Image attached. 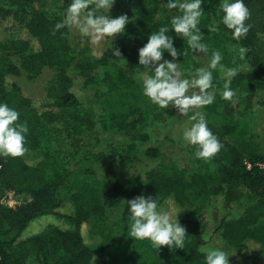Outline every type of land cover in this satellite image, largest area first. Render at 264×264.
<instances>
[{"label": "trees", "instance_id": "trees-1", "mask_svg": "<svg viewBox=\"0 0 264 264\" xmlns=\"http://www.w3.org/2000/svg\"><path fill=\"white\" fill-rule=\"evenodd\" d=\"M3 1L0 6L3 22L8 26L19 23L22 35L0 41V104L15 109L19 113L18 123L26 122L28 132L24 155L0 156V182L24 194L26 199L10 206L0 198V264H166L168 260H172V264H205L206 253L201 250L205 243L204 231L197 217L186 214L178 221L187 234L183 249L170 250L165 246L155 250L150 241L134 240L128 235L130 212L126 201L141 195L157 196L160 210L181 211L193 202L192 193L199 200L221 197L227 211H234L244 198L253 200L241 216L223 217L219 229L232 247L241 250L254 243L264 255V148L250 135L245 116H237L232 109L231 101L235 97L231 101L222 98L227 77L219 66L212 70V88L209 89L215 91L214 102L203 108L209 116L208 128L222 145L210 158L218 164L213 171L192 170L188 176L171 167H161L145 177H134L127 184L114 181L105 189L86 178L70 185V162L55 148L56 130L81 134L97 126L96 120L81 110L86 93L70 75L72 68L78 70L88 84L106 85L101 125L105 129L132 131L129 150L148 142L150 129L157 124L169 121L173 127L177 109L153 106L143 95L138 81L129 77L120 65L123 61L127 69L145 71L139 65V49L160 27L171 28L173 16L162 17L167 0H115L117 9L109 13V17L125 14L130 22L113 48L119 49L121 57L114 56L110 49L101 58L76 50L69 28L52 34L71 0L62 1L58 11L47 9V0ZM221 3L222 0H202L203 15L197 27L203 35L201 42L208 47L206 55L193 53L186 40L174 31L168 33L180 53L176 61L183 69L195 73L196 69L208 65L213 51H219L220 63L225 69L239 68L238 74L231 78V90L252 97L264 88V55L259 48L260 36L264 34V0H244L246 7H254V10L245 22L251 28L239 40L233 39L231 30L222 23ZM213 25L217 31L210 32ZM241 47L247 50L243 58L238 53ZM168 59L173 58L165 51L163 60ZM244 61L247 69L242 68ZM46 68L56 73L47 88L45 102L34 101L12 81V77L24 73L35 78ZM169 115L172 119H167ZM190 116H182L185 127L180 133L170 128L167 137L173 141L183 139V131L193 123ZM193 150L195 152L194 146ZM32 152L34 155L28 157ZM144 155L157 159L161 150L148 147ZM246 161L252 164L251 168ZM66 203L74 207V214L67 216L75 225L74 230L56 227L18 241L34 220L57 213ZM115 208L122 209V232L99 248L88 246L82 233L83 224L103 218L108 210ZM229 264L233 263L229 261Z\"/></svg>", "mask_w": 264, "mask_h": 264}, {"label": "rangeland", "instance_id": "rangeland-1", "mask_svg": "<svg viewBox=\"0 0 264 264\" xmlns=\"http://www.w3.org/2000/svg\"><path fill=\"white\" fill-rule=\"evenodd\" d=\"M62 1L64 0H47V9L58 11ZM3 2V0H0V6ZM116 9L117 5L114 3L109 13L114 12ZM248 9L250 14L253 13L254 7H248ZM103 14L107 15L108 13L104 11ZM177 14V10H169L165 7L162 17L165 18ZM70 33L74 48L80 52L86 51L95 58H101L108 50L115 48L121 37L120 34L113 39L106 38L99 45L93 46L87 37L81 36L75 29H70ZM20 35H22L21 25L14 22L11 26H8L3 22L0 15V41H7ZM259 48L264 55V34L260 36ZM238 53L243 58L239 50ZM168 61L171 62L172 59H168ZM175 62L178 63L176 60ZM120 65L125 68L127 75L138 81L142 87L141 74L144 71L127 69L123 61L120 62ZM242 68H248L246 61L243 62ZM178 71L181 73L182 79H191L194 75L193 71L183 69L179 63ZM69 72L77 85L83 88L86 93V102L81 110L92 116L97 122L95 130H85L81 134H76L70 130H56L54 132L55 148L66 156L70 162V185L86 178L97 182L105 189L114 181L127 184L134 177H145L151 170L161 167H171L176 171L184 172L188 176L191 175L192 170L207 172L213 171L218 167V164L210 159L195 158L193 146L188 145L183 139L176 141L169 139L167 137L171 128L169 121L161 122L151 128L150 140L138 144L133 150H129L128 146L133 140L132 131L105 129L101 125L102 101L104 94L107 92L106 85L88 84L86 79L74 68L70 69ZM55 73V70L46 68L41 75L35 78H30L24 73L21 76L12 77V81L18 83L22 87L24 94L34 101L45 102L47 88ZM191 91L193 90H190L189 94H191ZM234 97V101H231L232 109H234L237 116H245L249 123L250 135L264 148V88L260 89L252 97L245 96L243 93H235ZM199 111L205 114L206 119L209 117L208 113L203 111V108L199 109ZM189 114L192 115L193 112L190 111ZM167 119H172V116H167ZM174 119L175 125L173 123L171 129L180 133V129L185 127L184 118L178 113ZM152 146L161 150V156L157 159H150L144 155V150ZM33 155L34 153L32 152L28 157ZM0 198L5 199V204L7 203L10 206L26 200L24 194H18L1 182ZM192 198L193 202L182 209V212L176 208H172L169 212L173 220H175L177 214L178 221L183 215L187 214L188 216L197 217L201 221L205 238V243L201 247L203 252L206 253L210 248H219L227 253L229 261L233 264H264V255L260 253L259 245L251 243L248 247L238 250L224 240L219 229L223 217L234 219L241 216L247 206L254 202L253 200L244 198L234 211H227L224 209L221 197L211 200H199L196 198V194L192 193ZM73 214V205L66 203L57 213L45 215L34 220L18 241H26L32 236L45 234L56 227L64 230H74L75 225L67 217ZM122 229V209L115 208L108 210L103 218L85 222L82 226V233L88 246L99 248L119 235ZM13 236H9V238ZM166 264H172V260H168Z\"/></svg>", "mask_w": 264, "mask_h": 264}, {"label": "clouds", "instance_id": "clouds-1", "mask_svg": "<svg viewBox=\"0 0 264 264\" xmlns=\"http://www.w3.org/2000/svg\"><path fill=\"white\" fill-rule=\"evenodd\" d=\"M114 3L115 0H71L52 34L63 28L75 29L81 36L87 37L93 46L106 38L113 39L122 34L130 22L125 14L109 17V10ZM201 5L202 0H167L164 7L178 11L170 20L171 28L163 26L158 32L151 33L147 44L139 49L138 54L139 65L145 69L141 74L143 95L162 109L169 106L176 108L183 117L193 112L189 117L193 123L183 131V140L195 147V158L208 160L222 148L218 138L208 128L205 114L199 111L215 99V91H209L212 88V70L219 66L227 77L222 98L231 101L235 96L230 88L231 78L238 74L239 68L225 69L220 63L221 53L213 51L206 67L196 69L191 79L181 78L178 63L175 62L180 53L174 48L168 33L174 31L186 40L193 53L206 55L208 47L201 42L203 35L197 27L203 15ZM219 9L223 13L222 23L231 30L233 39L245 37L251 25L245 23L250 18V11L244 0H222ZM104 11L108 14H103ZM209 31L215 32L217 27L213 25ZM165 51L173 58L171 62L163 60ZM239 51L243 56L247 50L241 47ZM113 55L121 57V52L113 49ZM190 90H193L191 94ZM18 120L19 113L15 109L0 104V156L17 158L27 151L25 134L28 127L26 122L18 123ZM126 203L130 212V238L148 240L155 250L165 246L170 250L184 248L187 236L185 227L178 222V214L173 220L169 211L158 208L157 196L141 195ZM205 264H229V256L219 248H210L206 251Z\"/></svg>", "mask_w": 264, "mask_h": 264}, {"label": "built area", "instance_id": "built-area-1", "mask_svg": "<svg viewBox=\"0 0 264 264\" xmlns=\"http://www.w3.org/2000/svg\"><path fill=\"white\" fill-rule=\"evenodd\" d=\"M246 164H247V166H248L249 168H251V167H252V164H251V163H249L248 161H246Z\"/></svg>", "mask_w": 264, "mask_h": 264}]
</instances>
